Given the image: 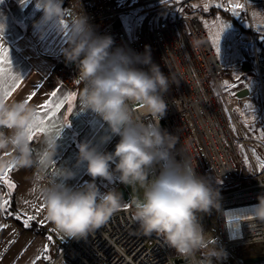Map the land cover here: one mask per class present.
I'll return each instance as SVG.
<instances>
[{"label": "clouds", "instance_id": "9594fccd", "mask_svg": "<svg viewBox=\"0 0 264 264\" xmlns=\"http://www.w3.org/2000/svg\"><path fill=\"white\" fill-rule=\"evenodd\" d=\"M36 8L42 11L37 26L68 30L63 55L78 69V104L82 111L99 117L107 129L98 143L78 144L74 167L86 165L91 177L79 187L67 183L76 175L74 168L47 171L57 156L58 138L43 139V163L36 180L54 230L63 238L86 239L124 207L123 194L115 188L101 192L96 182L100 178L139 193L131 207L140 234L161 237L164 244L194 264H213V258H224L225 252L210 243L213 238L200 223L201 213L219 209V190L196 173L187 157L176 159L178 138L160 126L168 108L164 94L176 81L152 62L148 46L144 53L113 49V37L98 35L83 13L66 24L63 0H36ZM137 105L153 119L141 118ZM37 113L36 105L24 100H0V169L10 165L31 168L37 163L28 140ZM114 137H119L114 150H103L101 146ZM257 199L244 221L264 222V195ZM197 252L202 253L200 261H195Z\"/></svg>", "mask_w": 264, "mask_h": 264}, {"label": "built area", "instance_id": "2783aa9c", "mask_svg": "<svg viewBox=\"0 0 264 264\" xmlns=\"http://www.w3.org/2000/svg\"><path fill=\"white\" fill-rule=\"evenodd\" d=\"M244 1L249 10L250 0ZM256 1L264 6V0ZM63 2L70 18L83 13L98 35H111L113 49L122 47L144 53L148 46L152 62L176 81L164 94L168 108L160 126L178 138L176 159L187 157L196 173L219 190V209L200 214L204 232L215 237L231 264L264 258V222L243 220L258 203L257 198L264 195V167L259 169L251 157L250 174L246 175L236 145L239 142L249 151L248 144L254 143L264 162V141L249 139L247 127L236 119L234 103L223 83L227 69L215 53L201 18L186 10L191 0H136L127 6H121L118 0ZM136 11H141L143 21L134 32H129L124 22L120 27L115 25L123 15ZM251 33L256 78L264 106V48L255 33ZM138 67L147 70V66ZM53 73L70 92L81 87L75 79L76 65L67 62L63 54ZM135 110L141 118L153 119L139 111L138 106ZM201 259L202 255L196 254L195 261ZM230 260L213 258V264H230ZM64 263L194 264L191 259L183 263L174 261L171 248L161 237L140 234L131 206L122 207L86 239L65 242L63 250L49 264ZM259 263L264 261L255 264Z\"/></svg>", "mask_w": 264, "mask_h": 264}, {"label": "crops", "instance_id": "0c3cea01", "mask_svg": "<svg viewBox=\"0 0 264 264\" xmlns=\"http://www.w3.org/2000/svg\"><path fill=\"white\" fill-rule=\"evenodd\" d=\"M121 6H127L136 0H118ZM191 6L199 5L204 10L203 24L208 33L212 46L221 63L227 69L223 79L226 90L231 91L234 99L231 100L235 106V114L244 126L250 127L253 137L258 141H264V106L262 92L256 78L255 60L251 32L257 36L258 43L264 48V6L258 5L256 0H250L252 6L246 9L247 19L242 16L241 9L246 6L244 0H191ZM243 5L236 8L235 5ZM67 24L73 18L67 14ZM227 12L213 14L214 8H220ZM230 11L232 14H230ZM210 12V13H209ZM42 11L37 10L36 0H0V38L4 46L9 49L11 60V73L20 78L18 86L13 90L10 97L0 99L4 101L24 100L33 91H37L28 103L38 106L51 99L49 93L57 91L60 98L70 92L54 75L53 71L57 61L63 54V49L68 42L69 32L67 29L57 30L54 27L37 26ZM140 17H142L140 11ZM235 17L236 20L233 18ZM227 25V27H225ZM44 34L41 36V31ZM223 30V31H222ZM135 31V30H134ZM132 31V32H134ZM220 34L217 44L213 43L216 34ZM240 80L237 81L236 77ZM236 85L230 89L227 84ZM9 85L12 83L8 82ZM39 86V87H37ZM81 88V87H80ZM80 88L74 92L76 99L66 104L57 113L55 123L60 129L58 138L57 156L47 171L56 167L74 168L76 175L67 181L70 186L79 187L91 177L86 173V165L82 164L75 168L78 144L83 141L98 143L99 137L106 134L107 129L103 121L91 112L82 111L78 104V93ZM248 89L250 94L244 98L237 97L240 90ZM250 106V107H249ZM69 108L71 111H69ZM39 110V109H38ZM46 134L34 136L30 144L33 147L34 157L37 163L31 168L0 169V176L6 172L10 182L16 185L9 189L0 183V205L4 200L9 204L14 198L16 211L20 216L34 215L35 220L30 222V227H23L13 218L9 204L0 208V225H7L0 228V264H49L63 250L65 242L69 238H63L57 233L52 224L47 220L45 207L37 188L36 177L40 173L43 159V139ZM119 137H114L110 143L101 146L103 150L113 151ZM7 155V154H2ZM97 184L101 192L115 188L123 194V205H132V201L139 194L133 188L119 184L109 183L97 178ZM43 207L37 211V207ZM7 208V211H4ZM22 219V221H23ZM43 228V230H38ZM52 239L49 240L48 237ZM47 248V251H45ZM46 257V258H45Z\"/></svg>", "mask_w": 264, "mask_h": 264}, {"label": "snow or ice", "instance_id": "6c2138e0", "mask_svg": "<svg viewBox=\"0 0 264 264\" xmlns=\"http://www.w3.org/2000/svg\"><path fill=\"white\" fill-rule=\"evenodd\" d=\"M241 7H243V5L237 4L235 5V8L233 10L235 11L236 8H241ZM225 27H227V25ZM0 32H2V28H0ZM219 39H220V34L217 33L213 43L217 44L218 53H219V46H218ZM10 65H11V60H10L9 49L4 46V43L2 42V38H0V99H7L8 97H10L13 90L18 86L20 81V78L18 76L12 75ZM236 79L237 81H239L240 77L237 76ZM9 81L12 82L10 85L8 83ZM227 87L234 90L236 85L227 84ZM37 94H38L37 91H33L32 93H30L29 96L26 98V102L30 101ZM49 96L51 97V99H48L45 103H42L41 105L38 106L39 110L37 113V117H38L37 122L32 128L28 130L29 142L33 141L34 136H37L41 133L46 134L48 136L58 137L60 135V129L57 127L55 123V118L57 116V113H60L61 109L64 108L66 104H69L71 103V101L76 99V93L74 92L69 93L63 98H60L57 91H52L51 93H49ZM137 106L140 107L139 105ZM69 111H71L70 108ZM40 162L43 163V159ZM11 167L12 166L10 165L9 170H11ZM262 167H264V164H262ZM0 183L6 185L9 189L16 187L14 183L10 182L7 172L3 176H0ZM8 204L9 201L4 200L3 205H0V208H3ZM43 207L38 206L36 210L38 212L42 211ZM124 207L127 208L128 205H125ZM4 211L6 212L7 208H4ZM19 218L20 215L18 214L17 219ZM35 219L36 217L34 215H25V218L23 219V225L25 227H30L31 226L30 222ZM6 227L7 225H0V228H6ZM48 239L51 240L52 237L49 236ZM45 251H47V248H45ZM33 264H35V261L33 262Z\"/></svg>", "mask_w": 264, "mask_h": 264}, {"label": "rangeland", "instance_id": "374dc122", "mask_svg": "<svg viewBox=\"0 0 264 264\" xmlns=\"http://www.w3.org/2000/svg\"><path fill=\"white\" fill-rule=\"evenodd\" d=\"M245 8H246V6H244L241 9V13H242V16H244V17L246 16L245 19H247V13H246V9ZM186 10L188 12H190V13L196 14L197 16H199L201 18V20H203V18H202L203 16L202 15L205 16V13H206V12L204 13V10L201 9V7L199 5H194V4L192 6L190 5ZM220 12L223 13L225 16L228 15L227 12H223V10L221 9V7L220 8H214L213 9V12H211V13L217 14V13H220ZM230 14H232L231 11H230ZM233 18L236 20L235 17H233ZM122 20L124 22V25L128 29V31L129 32H132V31H134L136 29V27L138 25L141 24V22L143 21V18L140 17V11H136V12H133V13L131 12V13H127V14L123 15L122 16ZM224 88L226 90L225 85H224ZM226 91H227V93L229 95L230 100H233L234 97H233V94L231 93V91H228V90H226ZM217 94H218V91H217ZM232 103H233V101H232ZM235 117H236V119L239 122L240 120L237 118L236 114H235ZM246 130H247V132H249V135L247 137L249 139H251V140L252 139L254 140L255 137H253V133H252L250 127H247ZM236 145H237V149H238L239 155L241 156V158L243 160V165H244V169H245L246 175H249L250 174V172H249V164H250L251 157H252L253 161L255 162L256 166L259 169H262L263 168L262 167V164H264V162H263V159H262V156H261V151L259 150V147L258 146H256L254 143H249L248 144V150L249 151H247L241 143L237 142ZM203 156H204V154H202V157ZM205 231H206V229H205ZM212 238L213 239L210 241V243L212 245H216V247L218 249H220L219 246H218V244H217V242H216V240H215V237L212 236ZM197 254L198 255H202L201 252H197ZM171 256L174 259V261H177V260L183 258L180 255H178L175 252L174 249H171ZM223 259L224 260H230V258L227 255H225V257ZM64 264H66V263H64ZM230 264H231V260H230ZM259 264H264V263H259Z\"/></svg>", "mask_w": 264, "mask_h": 264}, {"label": "water", "instance_id": "95a60500", "mask_svg": "<svg viewBox=\"0 0 264 264\" xmlns=\"http://www.w3.org/2000/svg\"><path fill=\"white\" fill-rule=\"evenodd\" d=\"M117 27H120L123 25V21L122 19H119L116 24H115ZM250 94V91L248 89H243V90H240L237 94V97L239 98H244L246 96H248ZM163 126L165 127V124L163 123ZM187 259L185 258H182L180 260H177L176 262L177 263H183V262H186ZM261 261H264V258H252V259H247L246 260V263L247 264H255V263H258V262H261Z\"/></svg>", "mask_w": 264, "mask_h": 264}, {"label": "trees", "instance_id": "16d2710c", "mask_svg": "<svg viewBox=\"0 0 264 264\" xmlns=\"http://www.w3.org/2000/svg\"><path fill=\"white\" fill-rule=\"evenodd\" d=\"M8 210H10V212L13 214L12 216H13V218L18 222V224L21 225V226H23V227H25V226L23 225V221H22L23 217L20 216V218L17 219V215H18L19 213L16 211V208H15V202H14V198H13V197H12V201H11L10 204H9V209H8ZM19 215H20V214H19ZM35 227H37L38 230H43V228H39L40 226H37L36 224H35Z\"/></svg>", "mask_w": 264, "mask_h": 264}, {"label": "bare ground", "instance_id": "6f19581e", "mask_svg": "<svg viewBox=\"0 0 264 264\" xmlns=\"http://www.w3.org/2000/svg\"><path fill=\"white\" fill-rule=\"evenodd\" d=\"M200 223H201V225L203 227V230L205 231V228H204V225H203V222H202V218L201 217H200Z\"/></svg>", "mask_w": 264, "mask_h": 264}]
</instances>
